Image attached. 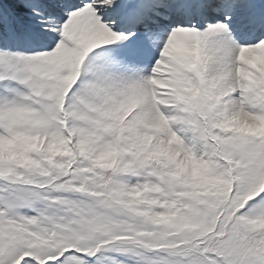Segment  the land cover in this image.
Listing matches in <instances>:
<instances>
[{
    "label": "snow or ice",
    "instance_id": "6c2138e0",
    "mask_svg": "<svg viewBox=\"0 0 264 264\" xmlns=\"http://www.w3.org/2000/svg\"><path fill=\"white\" fill-rule=\"evenodd\" d=\"M0 264H264V0H0Z\"/></svg>",
    "mask_w": 264,
    "mask_h": 264
}]
</instances>
